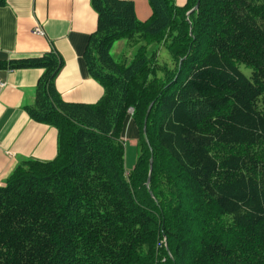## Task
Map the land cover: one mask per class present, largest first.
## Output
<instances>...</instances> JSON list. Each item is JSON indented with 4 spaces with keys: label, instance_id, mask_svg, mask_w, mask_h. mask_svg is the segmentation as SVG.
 <instances>
[{
    "label": "trees",
    "instance_id": "1",
    "mask_svg": "<svg viewBox=\"0 0 264 264\" xmlns=\"http://www.w3.org/2000/svg\"><path fill=\"white\" fill-rule=\"evenodd\" d=\"M90 2L97 101L61 96L54 49L0 59L43 69L24 108L58 133L52 159L26 157L0 184V264H264V0H148L145 20L132 0ZM122 37L130 58L111 53Z\"/></svg>",
    "mask_w": 264,
    "mask_h": 264
},
{
    "label": "crops",
    "instance_id": "2",
    "mask_svg": "<svg viewBox=\"0 0 264 264\" xmlns=\"http://www.w3.org/2000/svg\"><path fill=\"white\" fill-rule=\"evenodd\" d=\"M132 1L137 18L147 19L151 14L148 0ZM176 2L183 4L186 0ZM37 24L43 28V35L31 32ZM96 27L97 12L90 0H5L0 5V59L54 49L63 58L55 78L61 96L67 101L93 103L102 95L103 86L89 73L83 53ZM125 40L124 44L128 43ZM42 70L0 69V184L20 160H45L56 155L57 128L34 120L24 108V104L34 100V88ZM136 128L134 121L127 118L125 130L129 129L128 138L132 139L128 143L132 146L131 157L127 152L125 158L129 167L136 157L132 150Z\"/></svg>",
    "mask_w": 264,
    "mask_h": 264
},
{
    "label": "rangeland",
    "instance_id": "3",
    "mask_svg": "<svg viewBox=\"0 0 264 264\" xmlns=\"http://www.w3.org/2000/svg\"><path fill=\"white\" fill-rule=\"evenodd\" d=\"M120 39L121 40L116 39L115 42H113V44H112L111 52H112L113 56L114 57H117V55H118V56L123 57L124 54H127V57H129V56L132 57L134 51L136 50V46H131L128 43L124 44L123 41H126L125 40L126 38H124V37H122ZM119 52H120V55H119ZM158 60H159L160 63H165L168 67L173 66V64H172V57H171V55L168 52V49L166 47H161L159 49V59ZM241 68L244 69V70H246L247 73L250 72V69L248 67L246 68L243 65H241ZM158 73L161 74V69H158ZM188 110L191 111L190 109H188ZM136 127H137V125H136ZM135 134H136V138H135V141L134 142L136 144L137 143V140L136 139H137V136L139 135L138 127L136 128V133ZM127 136H128V133H127ZM131 140L132 139H129L128 138V142H131ZM126 146H127L128 149L129 148H132V146L127 145V143L125 145V148H126ZM132 150H133V154H136V151H137L136 145H134V147H133ZM130 151H131V149H129V150L126 151V153H125V156L126 157H127V152H128V156L130 155V153H131ZM130 157L131 156H129L128 158H130ZM126 166H128V162H127ZM191 225H192V227L196 228V223L194 221L191 222ZM161 240L162 241H161L160 245L162 243L165 244V245L167 244V242H166V240H164V238H161Z\"/></svg>",
    "mask_w": 264,
    "mask_h": 264
},
{
    "label": "water",
    "instance_id": "4",
    "mask_svg": "<svg viewBox=\"0 0 264 264\" xmlns=\"http://www.w3.org/2000/svg\"><path fill=\"white\" fill-rule=\"evenodd\" d=\"M197 4H198V3H196V5H195L194 7H192L190 10L194 9L195 7H197ZM151 104H152V103L149 104L148 111H149V108H150ZM148 111H147V112H148ZM145 124H146V118H145V120H144V126H143L144 130H145ZM151 168H152V157L150 158L149 175H148V177H147V181H146V183H149Z\"/></svg>",
    "mask_w": 264,
    "mask_h": 264
},
{
    "label": "built area",
    "instance_id": "5",
    "mask_svg": "<svg viewBox=\"0 0 264 264\" xmlns=\"http://www.w3.org/2000/svg\"><path fill=\"white\" fill-rule=\"evenodd\" d=\"M34 31H35V32H39L40 30H39L38 28H36Z\"/></svg>",
    "mask_w": 264,
    "mask_h": 264
}]
</instances>
